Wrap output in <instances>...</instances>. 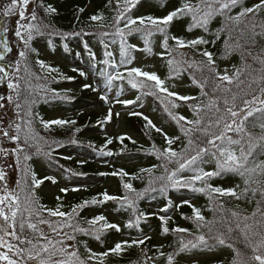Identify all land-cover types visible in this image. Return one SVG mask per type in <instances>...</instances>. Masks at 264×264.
I'll return each instance as SVG.
<instances>
[{"label": "trees", "instance_id": "16d2710c", "mask_svg": "<svg viewBox=\"0 0 264 264\" xmlns=\"http://www.w3.org/2000/svg\"><path fill=\"white\" fill-rule=\"evenodd\" d=\"M45 7L51 6L56 9V12L51 15H46L43 8H39L38 16L43 20L44 23L50 24L52 27L50 29L53 32L52 35H45L43 37H36L30 44L32 51H28L27 64L29 65L32 73L34 74L31 78L32 84V95L30 99H34L36 103L32 105L33 116L30 118L32 120V128L36 134V139L31 141L32 147L23 145V136L21 140L13 143L9 141L11 150L13 151L17 144L25 147L27 154L31 156L28 161L23 160V154H21L20 167L23 169L25 165L28 167L30 173H34L37 179H43L42 171L38 166L39 161L47 162L56 170L57 175H61L62 180L67 184L68 182L72 184L80 183L82 180L89 178H104V184L96 187L87 188H68L67 192H61V188H58L56 197V202L52 203V199H48L44 193L39 192V188L33 189L31 187V177L25 182L23 178V172H17V178L21 179V186L25 187L24 192H20L19 188L16 191L20 193L21 202L25 195H31L32 205L31 207L35 209L31 215L37 217V223H35L31 215L29 217L28 213H18L17 221L19 222L21 215L29 217L28 222L37 225V229L42 231L46 236L49 237L43 231L44 225L39 223V217L50 220L53 222L60 221L59 217H49L46 209H50V204H54L55 209L57 206L60 207L61 211L70 212L73 206L82 204L84 201H91L93 198L98 200L103 199V193H108L112 196L124 197L125 195L130 198H135L136 192H143L144 195L139 199L135 200L136 213L134 214L132 210L126 206H122L120 201H107L102 204H89L85 208L79 210V216L74 223H78L82 228H88L86 220H90L97 215H103L106 217L107 222L112 223L111 217L118 219L122 225L120 226V231L117 232L114 229H109L104 232L99 240L94 239L92 236L84 235L83 233H72L71 229H64L65 232L72 233L76 236L75 241H68L70 245H75V249L71 247L72 250H77L81 259L86 261V264H167L168 255L173 256V264H176V259L181 255L188 253L195 249L205 248L203 246H198L197 248H189L184 252L178 253L180 247V241L184 240H194L196 235L204 234L207 237L216 235L218 233H226L227 227L231 226L234 229L233 236L239 237V231L236 230L237 218L232 217L231 213L233 211L241 214L240 220L244 215H251L252 211L255 209V201L252 203H247L246 201H237L232 197H220L215 198L214 203H210L207 196L203 193L195 192L189 188H172L168 187L166 191H161V187L167 183V181H160L158 177L165 176L164 167L161 165L165 163L162 159L157 158L155 151L153 150V145L156 149L163 150L167 147L164 140V136L161 133L155 131L154 128L147 127V121L137 115L127 114L122 117L123 130L133 133L138 136L141 141L140 143H133V141L124 137L123 135H118L114 137L108 143L109 136L106 134V129L108 125L115 123L114 116L110 120L103 122L104 118L107 116V112H102L101 114H94L92 111L84 110V107L89 102L104 101L100 97L92 99V95L89 92V88L85 85H91V79L97 77L101 84L108 85L110 88H114L116 92H131L133 95L125 100L137 101V99L142 96L149 99L152 110L157 114L164 123L167 131H163L169 137H179L178 140H174L173 145H176L183 151L185 145L187 144V137L181 132L179 125L173 120L168 112L165 111L164 106L157 99V96L145 95L146 89H133L128 83L127 73L128 71H120L124 74V80L113 81L110 85L107 83V79L101 73L102 71L110 72L109 68L112 64H118L121 62L120 55V37L115 35V21L114 17L121 14L125 8L124 0H42ZM260 3V0H242L243 7H255L256 4ZM10 4L0 1V9L4 5ZM181 4V0H138L135 7L131 8V11L124 13L121 23L118 25L123 28L125 32L128 31L124 28V24L127 19H136L138 17L152 16L155 18H163L168 15L169 12L174 11ZM34 7L33 4L28 5L26 14L30 15L31 8ZM130 7V6H129ZM83 9V11H80ZM240 11V7L233 8L230 12L231 15H236ZM93 15H100L103 17L101 21H92L90 19ZM250 16L253 14H249ZM258 18L264 19V9L258 10ZM19 19L18 15L14 17L2 18L3 25L11 26L10 28L16 27V21ZM245 19V18H242ZM191 20L190 17H182L174 19L173 23L168 26L169 36H176L185 40H190L203 36L205 39H214L213 35L203 32L199 28H193L188 31V26ZM22 23H27L23 21ZM223 24L222 17H215L209 24V29L211 33H215L221 28ZM103 25V26H101ZM138 25H133L137 27ZM108 32L109 35L104 36L102 33ZM251 32L245 34L241 37L239 31H234L232 33L231 39H229V34L227 31L221 33V37L215 44L200 45L199 50L202 51L205 48L213 53V59L215 61L214 67L220 74V65L227 58L234 59V62L240 68H243L241 63V52L233 51L231 55H228V49L225 47V40L229 41V44L235 47L237 41L244 45L243 52L245 53L246 63L252 67L242 71L239 79L244 81L240 88L236 87V83L231 86H226L224 82L216 80L215 75L212 73L196 71V67L189 68L188 63L193 61L197 64L201 60H205L200 56L197 51L191 48L177 49L172 56L161 47V42L163 36L159 33L154 34L149 38L151 51H144L145 43L144 37L141 33H132L125 37L126 44L128 48L129 57L133 58L138 55H146V57H151L154 53L159 55V70L160 74L169 77V68L167 61L169 59H175L184 61L180 65H174V67H179V75L176 72H172L171 76L183 77L192 87L193 93L190 96L197 97L196 100L190 101H176L174 97L170 98L175 103L179 104L180 107L176 109H169L176 113L177 115H184L189 117V119H194L192 112L189 110V105H206L210 97L214 96H224L228 95L229 98L231 93H223L222 91L213 92L214 82L221 83L222 87L231 88L232 92L235 93L238 89H243L248 91L250 94L246 96V99H252L253 94H259L257 85L253 84L252 88H248V84L251 80L259 74L258 71L262 65L258 61H253L252 57L259 56L260 53L264 52V39L256 37V43L252 45L250 43ZM26 36V33H25ZM8 39V37H7ZM9 41V40H8ZM51 41V44L49 43ZM116 42V53L107 57L105 55L108 51V47L105 48V44ZM138 41H141V45L137 47ZM249 41V43H245ZM12 51L7 53L4 63H7L13 59V49L11 42L9 41ZM129 45L134 47H128ZM169 45L175 47L174 41L169 40ZM67 46V51L65 50ZM24 46L20 50L23 49ZM80 48V50H78ZM141 48V49H138ZM251 52V56L247 53ZM178 53H183V56L178 55ZM95 59H92V56ZM19 58V57H18ZM15 58V59H18ZM14 60V59H13ZM41 60L45 65L51 66V68L57 69L58 71L48 72L47 69H41L36 61ZM108 60V64H104L102 61ZM206 62V60H205ZM21 73H23V62L21 64ZM74 69L76 71H74ZM84 72V76H80V72ZM116 72L110 74L115 75ZM200 82L208 78V83L205 85L204 91L208 95H203L200 88L192 83V76ZM40 77V79H36ZM71 79H68V78ZM142 79V78H138ZM23 83V81L21 82ZM0 89L4 92L9 90L7 88V81H4L0 85ZM255 90V91H253ZM243 91V92H244ZM157 95H164L163 93H157ZM14 98L15 95L13 94ZM105 102V101H104ZM237 104L242 106L241 99H237ZM258 106V105H257ZM12 112L14 113V105H11ZM183 107V110L181 109ZM220 107L223 108L222 100L220 102ZM23 111V109L21 110ZM215 109L207 110V116L205 117V122L208 118H214L213 112ZM15 114V113H14ZM204 113H202L203 115ZM259 113L254 114V117H250L249 121H254L257 125L261 123L258 119ZM192 117V118H191ZM57 119H63L68 121H76V123L68 124L64 126L51 125L49 130H45L41 121H52ZM15 123H23L21 120L17 119L15 116ZM185 127H190V125H185ZM77 129L79 131H77ZM247 130L252 133L253 137H259L262 133L260 128L253 127L251 123L248 124ZM15 135V132H13ZM199 133L194 135L198 136ZM230 135H232L230 133ZM124 137L123 140L120 138ZM75 140V143L72 141ZM172 145V146H173ZM41 149L39 154L36 153V147ZM88 150L93 155V160L80 161L78 158L79 153ZM76 151L78 154H74ZM112 153L107 155V153ZM260 149H257V155H259ZM45 153H51V155H45ZM74 157L71 159L72 162L69 163L68 158L71 155ZM187 155L194 154V152L189 149ZM100 158L106 163L102 165L94 164V160ZM116 158H121L123 160V165L117 166L113 163ZM264 159V157H260ZM15 162V160H14ZM15 165V163H14ZM168 171L171 172L175 170L178 165L171 163L167 165ZM214 167L211 169L214 170ZM142 169H151V173L148 171H142ZM118 170H123L127 175L121 178L118 175H111V173ZM104 175H101V174ZM60 177V178H61ZM178 178L181 180L188 179L182 177L178 173ZM149 181H152L150 184ZM47 182H52L51 180H45L43 184ZM106 183H109L106 185ZM123 183H130L133 186L134 192H128L123 188ZM213 187L221 188H234L237 184L243 187L242 180L232 174H224L219 177H214L208 181ZM42 184V185H43ZM196 187H202V182H196ZM75 189V190H74ZM147 189V191H145ZM155 189V190H153ZM239 191V189H237ZM251 196V193H249ZM57 197L60 199L58 200ZM259 198V197H257ZM187 202V203H185ZM199 209L201 214L205 217L207 221H216L213 226V231L210 233L208 227H204L199 230L196 229V225L192 219H186L185 217H192V207ZM223 205L222 208L219 205ZM239 205V207H237ZM211 209V210H209ZM155 211V212H154ZM140 213H144L147 219L144 217L140 218L138 225L135 224L136 216ZM159 217H168L167 227L169 228L168 233H163L161 228V221ZM259 219V216L256 217ZM129 220L133 221L132 227H126ZM247 223H252L248 221ZM48 226V225H47ZM99 227V225H97ZM185 228L188 230L187 233H173L171 229L173 228ZM243 227V223H241ZM49 228V227H48ZM51 231V229L49 228ZM11 231V229H9ZM17 232H19V223H17ZM24 232L28 236H34L33 233L27 228V223L25 224ZM121 234L127 236V239H123ZM150 237V239H145ZM55 239H62L61 236L53 235ZM66 239V238H65ZM144 239L143 244L135 245L131 244L133 240ZM6 240L18 247H25L18 244V241L13 240L10 236ZM127 241L131 246L125 245L123 250L119 253L109 252L111 248L115 247L116 243H123ZM44 243L45 241H40ZM230 243H235V246L242 251L244 245L240 240L229 241ZM85 245L92 252L97 253V257L93 260L88 259V252L85 251ZM219 247V246H218ZM229 255L225 262L224 260L213 262L212 264H231L235 253L227 247ZM104 252H109L108 256H103ZM65 258V257H64ZM28 264H31L28 262Z\"/></svg>", "mask_w": 264, "mask_h": 264}, {"label": "snow or ice", "instance_id": "6c2138e0", "mask_svg": "<svg viewBox=\"0 0 264 264\" xmlns=\"http://www.w3.org/2000/svg\"><path fill=\"white\" fill-rule=\"evenodd\" d=\"M138 0H124L125 8L114 17L115 21V35L120 37V55L121 63H131V58L128 54V48L125 46V37L132 33H141L144 37L145 49L144 51L150 52V40L154 34L159 33L163 36L161 42V47L172 56L177 49L191 48L194 51L205 58L201 60L198 64L193 61L188 63V67H196V71L204 72L205 70L209 73L215 75L216 80L221 82H227L228 85H232L236 81V87L240 88L244 81L240 80L239 77L245 69H249L252 66L246 63L245 53L242 51L244 45L237 41L235 47L229 44L228 40H225V47L229 50L228 55H231L233 51L241 52V63L243 68L237 69L233 76L227 74L225 70L224 75H220L217 69L214 67L215 61L213 59V53L208 51L206 48L202 51L199 50L200 45L215 44L221 37V33L227 31L229 34V39H231L232 33L234 31H239L240 36H245L246 33L251 32L250 43L254 45L256 37L264 39V19L258 18V10L264 9V0H260V3L256 4L255 7H243L242 0H181V4L174 11L168 13V15L163 18H155L152 16L138 17L136 19H127L124 28L128 31L125 32L123 28L118 25L121 23L123 14L131 11L132 7H135ZM33 4L34 7L31 8L30 15L26 14L28 5ZM130 6V7H129ZM240 7V11L236 15H231L230 12L233 8ZM43 8L46 15H51L56 12V9L47 6L45 7L42 0H11L10 4H6L0 9V17L8 18L11 16L18 15L19 19L16 21V27L14 29V36L18 43L23 44V49L18 52V59L11 60L7 63L0 65V79L7 81V88L9 94L7 96L0 95V109L6 107L4 101L7 100L9 105H14V113L17 119L21 120L23 123H13L9 120L8 129H13L15 135H11L8 130L0 127V133L2 137L6 138L13 143L20 141L21 136H23V145L32 147L31 141L35 140L36 134L32 128L33 116L32 105L36 103L34 99H30L32 95V84L31 78L34 75L27 64V54L28 51H32L30 48L31 42L36 37H43L45 35H52L53 32L50 31L51 25L44 23L42 19L38 16V9ZM80 11H83L81 9ZM253 14V15H249ZM222 17L223 24L220 29L215 33H211L209 29L210 22L215 17ZM190 17V24L188 26V31L193 28H199L205 33H209L214 36V39H205L203 36L198 38L185 40L176 36H169L168 26L171 25L174 19ZM245 18V19H242ZM90 19L94 22L103 20L100 15H93ZM27 21V23H22ZM133 25H138L133 27ZM103 26V25H101ZM4 33L5 39L3 41V50L5 53H10L12 51L9 41L7 39V34L10 29L7 24L0 25ZM26 33V36H25ZM102 35H109L108 32L102 33ZM174 41L175 47L169 45V40ZM51 44V41H49ZM245 43H249L246 41ZM105 48L108 47L107 44L104 45ZM128 47H134L129 45ZM67 51V46H65ZM107 57H111V52H106ZM178 55L183 56V53H178ZM251 56V52L247 53ZM5 55H0V61H5ZM95 59V56H92ZM253 60L258 61L262 67L258 71L259 74L255 76L251 82L248 84V88L251 89L252 85L255 84L258 87L259 94H253L252 99H246L245 96L249 95L248 91H244V96H239L238 93H233L231 88L222 87L221 83L214 82L213 92L222 91L223 93H231L229 98L228 95L224 96H214L210 97L206 105H189V110L192 112L194 119H188L184 115H177L169 109H176L180 107L179 104L175 103L172 97L176 101H190L196 100L197 97L188 95H179L175 92L169 91L168 88L164 87V81L161 80L155 73H149L142 71L139 68H132L128 71V83L133 89H146L145 95L157 96L160 103L164 106L165 111L168 112L169 116L176 121L179 125L181 132L187 137V144L185 145L182 152L178 153L172 149L174 140H178L179 137H169L163 132L162 129L156 127L151 120L147 117L144 119L147 121V127L154 128L156 132L161 133L164 136V140L167 147L163 150L155 148L153 145V150L157 155V158L162 159L165 163L161 166L164 167L167 175L160 176L158 179L160 181H167L161 187V191H166L168 187L172 188H189L195 192L203 193L207 196L210 203L215 202L217 196L220 197H232L237 201H246L247 203H252L255 201L256 207L252 211L251 215H244L242 221L240 220L241 214L233 211L231 213L232 217L237 218L236 230L239 231V237H234V229L231 226L227 227L226 233H218L213 236L206 238L204 234H199L195 236L194 240H184L180 241V247L178 253L184 252L189 248H197L198 246H203L208 249H213L216 247H227L230 248L235 256L231 261V264H264V57L255 56L252 57ZM23 62V73H21V64ZM104 64H108V60L102 61ZM185 63L184 61L177 60L175 57L167 61L169 68V78H172L171 73L176 72L179 75V67H174V65H180ZM36 64L43 70L47 69L48 72L58 71L57 69L51 68V66L45 65L43 61L37 60ZM111 67L115 68L116 65L112 64ZM74 71H76L74 69ZM106 77L107 83L110 85L113 81L124 80V74L116 72L112 75L108 72L102 71L101 73ZM80 76H84V72L79 73ZM142 78V79H138ZM40 79V77H36ZM68 79H71L70 77ZM23 81V83H21ZM192 83L200 88L203 95H208L205 91V85L208 83V78L206 77L203 82H200L196 77L192 76ZM85 87H89L85 85ZM96 91V89H93ZM255 91V90H253ZM157 93H163L164 95H157ZM15 95V98L13 96ZM242 100V106L237 104V99ZM101 100L107 102L105 96L100 97ZM222 100L223 108L220 107V102ZM118 103L124 105H131L135 103L132 100H120ZM258 105V106H257ZM23 109V111H21ZM207 110L215 109L213 112L214 118H208L205 122V117L207 116ZM202 113H204L202 115ZM259 113L258 119L261 121L258 125L254 121H249L250 117H254V114ZM112 111L109 109L107 116L104 118L103 122L111 119ZM116 115H119L117 113ZM131 115H142L141 113L133 112ZM45 130H49L51 125L64 126L68 124H75L76 121H68L63 119H57L52 121H41ZM251 123L253 127H259L261 130V135L259 137H253L252 133L247 130L248 124ZM185 125H190V127H185ZM77 131H79L77 129ZM199 133L198 136H195ZM230 133L232 135H230ZM121 140L124 137L120 138ZM75 143V140L72 141ZM108 143H112L108 140ZM135 143V141H133ZM191 149L194 154L187 155ZM257 149H260L259 155H257ZM41 149L37 146L36 153L39 154ZM9 150L0 147V158H6L9 155ZM21 154H23V160L28 161L31 156L27 154L25 147L17 144L16 148L11 152V155L15 157V170L17 172H23V178L26 182L31 177V187L33 189L39 188L45 180H51L55 183V179L51 176H45L43 179H37L34 173H30L28 167L25 165L21 169ZM112 153H107L111 155ZM45 155H51V153H45ZM211 156L215 161V168L212 171L204 170L200 167L201 164L205 163L204 157ZM175 163L178 167L169 172L168 164ZM7 167L12 168L11 163L7 164ZM190 170L194 172V175L188 179L181 180L178 178V173ZM142 171H148L151 173V169H142ZM232 174L238 176L243 183V187L237 184L234 188H221L213 187L208 181L214 177H219L224 174ZM101 175H104L103 173ZM111 175H118L121 178L125 177L127 173L123 170H118L111 173ZM202 182V187H196V182ZM151 184L152 181H149ZM16 188L20 189V192L25 191V187L21 186V179H16ZM123 188L128 192H134L133 186L130 183H123ZM239 189V191H237ZM75 190V189H74ZM155 190V189H153ZM147 191V189L145 190ZM0 220L3 224H0V248H7V252H0V261L4 264H28V262L33 261L35 264H86V261L81 259L77 250L69 251V247L75 249V245H67L66 240L75 241L76 236L72 233H83L84 235L92 236L94 239L99 240L104 232L109 229H114L115 231H120V226L115 223H109L106 217L103 215H97L90 220H86L88 228H82L78 223H74L79 216V210L85 208L89 204H102L107 201H120L122 206H126L136 213L135 200L139 199L144 195L143 192H136L135 198H130L125 195L124 197H117L109 195L108 193H103V199L98 200L93 198L91 201H84L82 204L72 207L70 212H64L60 210L57 206L55 209H46L49 217H59L60 221H50L39 217V223L47 224L56 236H61L62 239H54L46 236L42 231L37 229V225L28 222V219L32 212L35 211L31 207L32 199L31 195H25L23 203L21 202L20 193L15 189L10 187L9 174L0 167ZM61 192L66 193L67 189L62 188ZM251 193V196H249ZM259 197V198H257ZM59 200L60 198L57 197ZM187 203V202H185ZM7 208V211L5 210ZM192 217H185L186 219H192L196 225V229L199 232L200 229L208 227L209 232L213 231V226L216 221H207L205 217L201 214V211L192 205ZM220 208L223 205H219ZM239 207V205H237ZM211 210V209H209ZM29 213V217L21 215L19 222L17 221L18 213ZM259 216V219L256 217ZM147 216L144 213H140L136 216L135 224L138 225L140 218ZM161 221V228L163 233H168L169 228L167 227L168 217H159ZM252 223H247L248 221ZM17 223H19V232H17ZM27 223V228L33 233L34 236H28L25 234V224ZM243 223V227H241ZM99 225V227H97ZM133 221L129 220L126 227H132ZM11 229V231H9ZM64 229H71L72 233L65 232ZM173 233H187L188 230L185 228L177 227L171 229ZM10 236L13 240L18 241V244L25 247H18L10 242H8L5 237ZM66 238V239H65ZM145 239H150L146 237ZM240 240L246 251L235 246V243H230L229 241ZM40 241H45L41 243ZM144 239L133 240L131 244L139 245L143 244ZM125 245L131 246L127 241L123 243H116L114 248H111L109 252L119 254ZM85 251L88 252V259L93 260L97 257V253L92 252L85 245ZM109 252H104L103 256H108ZM7 253H12L13 256L18 259L11 258ZM59 253L64 259L53 260L52 257ZM103 264V261L100 262ZM167 264H173V256L170 254L167 257Z\"/></svg>", "mask_w": 264, "mask_h": 264}, {"label": "rangeland", "instance_id": "374dc122", "mask_svg": "<svg viewBox=\"0 0 264 264\" xmlns=\"http://www.w3.org/2000/svg\"><path fill=\"white\" fill-rule=\"evenodd\" d=\"M0 1H1V3L2 2H5V3L11 2V0H0ZM0 7H1V5H0ZM1 22L3 25V20H0V25H1ZM8 27L10 28L11 26H8ZM10 29H12L13 31H10L7 34V37H8V40L11 42V46L14 47L13 59H15V58H18V52L22 48L23 44H20L17 42L16 37L14 36V29L15 28H10ZM2 35H4V33L2 31V28H0V48L1 49H2V45H3L2 43L5 39V36L2 38ZM113 42H115V41H113ZM140 42L141 41L136 42L138 46L141 45ZM78 50H80V48H78ZM108 51L111 52L112 55L114 56V54L116 53V42L109 44ZM259 56L264 57V52L260 53ZM13 59H11V60H13ZM253 61H255V60H253ZM2 62L3 61H0V63H2ZM158 63H159L158 53H154L151 57H146V55L140 54L136 57H133V58L131 57V63L122 64L120 62L118 64H115L116 65L115 68L110 67L109 73L120 72V71H129L132 68H139L145 72L155 73L161 80L164 81V87L168 88L169 91L175 92L179 95H188V96H190L193 93L192 87L186 81L185 78L177 77V76H173L172 78H169L168 76L161 75ZM237 69H239V66H237V64L234 62V59L227 58L225 61H223L221 63L219 71H220V75H224L225 70H227V74L229 76H233ZM235 82L236 81H234V83ZM90 84L91 85H88L89 86L88 88H89V92L92 95V99L98 98L99 96L102 95V96H105L107 98V102H104V101L101 102V101H96V100H95V102H89L85 105L84 110L92 111L94 114H101L102 112H107V111H109V109H111L112 114H113L112 116H114V118H115V123L108 125V127L106 129V134H107V136H109V140H112L114 137H116L118 135H123L124 137L128 138L129 140L135 141V142L140 143L142 145V141L138 136H136L133 133H130L128 131H124L122 128L123 127V123L121 121L122 117L127 115V114L133 113V112L141 113L142 115H139V116H141L143 118L147 117L149 120L152 121V123L156 127L162 129L165 132L167 131L164 123H162L159 116L153 112L149 99L141 96L137 99V101H135V103L126 106L122 103H118L117 101L124 100L126 98L131 97L132 96L131 93L126 94L125 92H121V91L119 93H116L114 89L109 88L107 85L101 84V82L99 81V79L96 76L91 79ZM224 84L226 86H231V85H228L227 82H224ZM0 85H2V84H0ZM93 89H96V91H93ZM235 93H238L239 96H244V92L241 91V89H238ZM8 94L9 93H7V91L4 92L0 89V95L7 96ZM239 96H238V98H239ZM244 98H246V96ZM4 103H5L6 107L4 109H0V127L5 128L6 130H8L10 132L11 135H13L14 130L8 129L7 126H8L9 120H11V121H13V123H15V114L12 112V107H11V105H9L7 103V100H5ZM181 109L183 110V107ZM117 113H119V115H116ZM186 118L189 119V117H186ZM0 147L9 150L10 154L8 155L6 160L4 158H0V167L4 168V170L6 172H8L10 187L16 190L15 181L17 178V173H16V170L14 167L15 166L14 165L15 157L13 155H11L12 150H11V147L9 144V140H7L6 138H3L2 133H0ZM172 149L178 153L182 152V150L179 149V147H177L176 145H173ZM73 153L78 154V152H76V151H74ZM79 156L80 157L78 159L80 161H86V160L92 161L93 160V155L88 150H85L84 152L79 153ZM73 157H74V155L72 154L68 158L69 163L72 162L71 159ZM204 159L206 162L201 164L200 167H202L204 170L211 171V169L214 167L215 161L212 159V157L210 155L204 157ZM9 163H11L13 165L12 168L7 167V164H9ZM104 163H106V161H103L100 158H97L94 160V164H97V165H102ZM113 163H115L117 166H121L124 164L123 160L121 158L114 159ZM38 166L40 167V170L42 171V174H43L42 178H44L45 176H51L56 181L55 183L47 182V183L40 186L39 192L44 193L48 199H52L53 197H55L57 195V191H58L57 189L58 188H61V189L62 188L68 189L71 187L82 188V187H80V185H84L85 183H88V185H90V186H92V185L93 186L94 185L99 186L101 184H104V181H105V180L102 181L103 178H98V179L89 178V179H87V181L82 180L80 183L73 182L72 184H70L68 182L66 184L65 181L62 180L61 175L56 174V170H58L60 172L59 169L55 170L53 167L50 166L49 163L41 162V161L38 163ZM180 175L182 177L190 178L191 176L194 175V172H192L190 170H185V171L180 172ZM108 184L109 183H106V185H108ZM85 187H87V186H85ZM0 195H3V193L0 192ZM51 201H52V203L56 202V197ZM50 207L54 208L55 205L50 204ZM52 208H50V209H52ZM5 210L7 211L6 207H5ZM31 218L35 223H37V217L36 216L31 215ZM111 221H112V223L118 224L119 226L122 225V223L120 224L118 219H116L114 217H111ZM0 224H3L2 220H0ZM41 228H43V231L45 233L50 234L49 237L53 238V235L55 233L50 231L47 225H44V227H41ZM121 236L123 237V239H127L126 235L121 234ZM6 238L7 237H5V239ZM66 244L70 245V243H68V242H66ZM68 250L71 251V247H69ZM0 252H7V248H0ZM7 254L13 259H18L17 257L13 256L12 253H7ZM228 255H229L228 250L226 248H223V247H216L213 249H208V248L195 249V250H192L188 253H185V254L181 255L179 258H177L176 264H212L213 262H217V261H221V260H224L223 262H225ZM52 259L55 261V260L64 259V257H62L59 253H57L56 255H54L52 257ZM29 263L35 264V262H33V261H30ZM0 264H4V262L0 261Z\"/></svg>", "mask_w": 264, "mask_h": 264}]
</instances>
